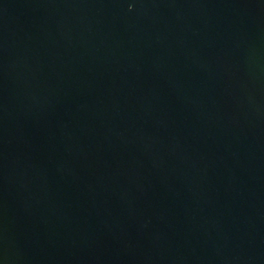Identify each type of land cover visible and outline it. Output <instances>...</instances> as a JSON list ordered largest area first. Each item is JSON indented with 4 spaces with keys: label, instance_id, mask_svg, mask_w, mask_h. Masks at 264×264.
Listing matches in <instances>:
<instances>
[{
    "label": "water",
    "instance_id": "obj_1",
    "mask_svg": "<svg viewBox=\"0 0 264 264\" xmlns=\"http://www.w3.org/2000/svg\"><path fill=\"white\" fill-rule=\"evenodd\" d=\"M0 264H264V0H0Z\"/></svg>",
    "mask_w": 264,
    "mask_h": 264
}]
</instances>
